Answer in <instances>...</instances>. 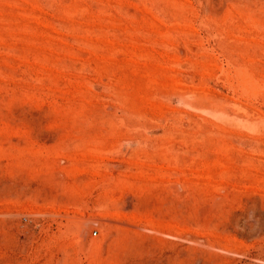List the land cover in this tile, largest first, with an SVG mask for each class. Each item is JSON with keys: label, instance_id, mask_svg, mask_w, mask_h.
<instances>
[{"label": "rangeland", "instance_id": "rangeland-1", "mask_svg": "<svg viewBox=\"0 0 264 264\" xmlns=\"http://www.w3.org/2000/svg\"><path fill=\"white\" fill-rule=\"evenodd\" d=\"M0 264H264V0H0Z\"/></svg>", "mask_w": 264, "mask_h": 264}]
</instances>
